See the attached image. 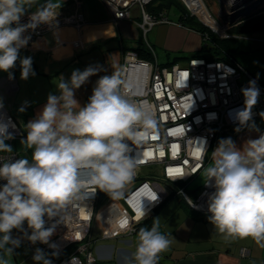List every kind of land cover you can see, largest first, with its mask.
I'll return each mask as SVG.
<instances>
[{"label":"clouds","instance_id":"obj_1","mask_svg":"<svg viewBox=\"0 0 264 264\" xmlns=\"http://www.w3.org/2000/svg\"><path fill=\"white\" fill-rule=\"evenodd\" d=\"M33 5L36 10L29 23L21 24V17ZM61 6V0H45L43 4L37 0H0V71L9 72L20 59L21 79L35 75L32 58H19L20 49L31 39L23 33L55 22ZM98 71L99 67L89 66L83 71L74 70L70 80L58 79L59 95L49 94L37 117L25 125L27 136L21 144L31 150V159L0 157V180L5 181L0 185V264H10L9 257L21 244L20 238L12 237L13 229L23 232L33 244H49L56 224L45 227L46 215L51 219L69 205L76 207L88 195L89 185L118 200L133 182L142 161L130 155L128 141L133 145L144 141L157 121L151 110L122 92L123 81L118 73L101 76L87 104L80 106L75 90ZM242 93L243 109L231 114L239 125L236 131L248 127L258 132L252 119L260 94L255 80L249 81ZM260 115L264 117V112ZM8 129V123L0 122V153L13 151L5 143L14 138ZM212 156V164L204 171L206 184L215 188L209 196V222L225 239L251 238L264 248V134L249 139L242 149L230 137L221 139ZM186 199L191 205V199ZM155 200L157 195L152 197ZM138 211L139 220L146 213ZM65 218L61 216L62 221ZM25 221L32 230L30 235L23 229ZM120 227L132 230L128 220ZM170 245L171 240L160 231V219L155 218L151 228L139 229L136 249L122 257L123 264H158L159 254ZM33 260L51 264L40 248ZM75 260L72 257L69 264Z\"/></svg>","mask_w":264,"mask_h":264},{"label":"built area","instance_id":"obj_2","mask_svg":"<svg viewBox=\"0 0 264 264\" xmlns=\"http://www.w3.org/2000/svg\"><path fill=\"white\" fill-rule=\"evenodd\" d=\"M110 10L114 21L131 18V8H139L140 21L137 23L142 30L143 39L146 32L156 24L173 23L165 11L150 12L148 6L154 0H101ZM259 0H214L218 6V17L213 9L208 7L205 0H180L190 16L195 17L214 36L226 40L239 38L231 34V27L239 24V15L245 9L256 8ZM233 3V4H232ZM258 4V5H257ZM36 9L27 11L20 19L21 24L29 23V17ZM212 23H208V21ZM239 20V21H238ZM81 0H70L62 4L58 10L55 22L41 24L36 29H29L24 36H30L27 46L34 43L56 28L72 26L78 28L83 24ZM215 24V26H214ZM16 25L14 24L13 27ZM202 36V35H201ZM203 40L207 35L202 36ZM207 42V41H206ZM152 60L140 59L136 52L127 51L121 71L122 92L132 101L151 110L157 121L155 129L150 130L148 137L133 145L132 155L139 158L140 163L136 176L129 184L122 198L127 220L131 231L119 228L122 235L135 232L136 226L154 208L158 207L171 195L190 198L185 187L195 178L211 158L212 151L218 146L222 137H230L239 126L232 117L235 110L243 109V88L249 86V81L255 80L259 89L257 104L252 109V119L264 112V83L247 71L235 58L206 60L205 58H191L184 65H161L158 63L153 48L147 45ZM0 107V122L9 124V132L13 139H23L24 133L16 119L11 115L5 104ZM0 157L21 159L16 151L0 153ZM2 162V161H0ZM143 168H157L156 175L143 174ZM183 176V177H181ZM207 182V181H206ZM5 181L0 180V185ZM177 184V189L173 185ZM88 195L76 207L69 205L63 212L49 219H45V227L56 224L55 231L49 239V244L39 241L35 244L25 238L30 251L40 248L50 258L52 253L60 254L74 246L72 253L58 264H69L72 257H76L74 264H93L95 256L90 238V228L97 206L98 189L94 185L87 186ZM157 195V200L152 197ZM209 193L207 184L199 191L197 197L189 205L201 214L208 212ZM189 204V202H187ZM146 215L138 220L139 211ZM66 215L62 221L61 216ZM23 229L31 234L27 222ZM20 231V230H19ZM21 232V231H20ZM23 234V232H21ZM246 250L240 249L244 254Z\"/></svg>","mask_w":264,"mask_h":264},{"label":"crops","instance_id":"obj_3","mask_svg":"<svg viewBox=\"0 0 264 264\" xmlns=\"http://www.w3.org/2000/svg\"><path fill=\"white\" fill-rule=\"evenodd\" d=\"M69 1L61 0L62 4ZM44 2L45 0H37L38 4ZM32 9H36V5L31 6L28 11ZM162 11L168 14L173 23L154 25L143 39L142 30L137 24L140 21L137 6L131 8L130 19L114 21L110 10L101 0H81L84 18L81 26L56 28L31 48H21L19 58H32L35 75H30L26 80L21 79L20 59L9 70L12 79H9V72L0 71V98L24 133L23 139H16L11 143L12 149L21 158L31 159V150L21 144V140L27 136L25 125L37 117L47 103L49 94L59 95L56 85L60 77L67 81L74 70L83 71L89 66L100 68L96 75L89 77L85 84L75 90V98L80 106H84L101 76L118 73L121 78L127 51L138 53L135 49H148L147 45H150L156 59H162V63L158 62L161 65L171 63L177 56L199 54L204 46L200 32L178 23L180 12L176 8ZM247 11L250 12V9H245L240 16L247 14ZM261 14L262 12L257 15ZM140 53L143 54L142 51ZM186 62L183 59L177 61V64L184 65ZM21 108L24 111H20ZM260 117L261 115L258 118ZM259 122L261 125L258 132L247 127L236 132L233 137L230 136L237 148L242 149L249 139H257L264 134V120ZM226 138L229 137L221 139ZM5 143L8 144L6 141ZM211 162L212 154L204 169ZM100 195L90 228L95 256L93 264H123L122 257L130 256L136 249L139 229L151 228L155 218L160 219L161 233L171 240L169 249L159 254L158 264H264V248L251 238L225 239L209 222V215L195 211L181 196H169L136 226L135 232L122 235L119 228L128 215L122 200H112L106 193ZM11 235L13 238H20L21 244L14 249L12 257H9L10 264H37L33 260L36 250L28 249L24 234L13 229ZM241 248L246 250L244 254L240 253ZM47 258L51 260V264L60 262L59 257L55 260Z\"/></svg>","mask_w":264,"mask_h":264},{"label":"rangeland","instance_id":"obj_4","mask_svg":"<svg viewBox=\"0 0 264 264\" xmlns=\"http://www.w3.org/2000/svg\"><path fill=\"white\" fill-rule=\"evenodd\" d=\"M162 0L154 1V5ZM208 4V7L213 9L214 15L218 17V6L214 3V0H205ZM259 6L256 8H249L250 12L247 11L244 16H240V25L243 24V21L256 17L250 24L252 23L256 29H247L245 31H241L239 38L232 41H227L223 43L225 48H228L234 58L243 65V67L252 73L258 80L264 81V0L258 1ZM258 5V4H257ZM245 12V10H244ZM244 12H241L242 15ZM249 12V13H248ZM261 15H257L261 13ZM257 15V16H256ZM261 16V17H259ZM239 24H236L238 26ZM235 27V26H234ZM233 26L231 28H234ZM230 30V29H229ZM232 30V29H231ZM158 62L162 63V59L160 57L157 58ZM264 119L262 117L253 120L256 126L259 128L261 122ZM212 162L208 165L210 166ZM207 166V167H208ZM206 167V168H207ZM205 168V169H206ZM204 170H202L197 177L193 178L189 183V188L200 187L203 188L205 182L207 181V177L204 174ZM142 172L150 175H156L157 169L155 168H143ZM179 185L174 184L173 188L177 189ZM105 192L102 191V194ZM107 194V193H106ZM177 195H172L171 198H176Z\"/></svg>","mask_w":264,"mask_h":264},{"label":"trees","instance_id":"obj_5","mask_svg":"<svg viewBox=\"0 0 264 264\" xmlns=\"http://www.w3.org/2000/svg\"><path fill=\"white\" fill-rule=\"evenodd\" d=\"M156 1V0H154ZM154 1L148 6V10L152 13V12H160L164 9H170L172 7L176 8L180 13L178 16V23H180L181 25H184L190 29L196 30L198 32H200V34L203 35H207V39L203 40V48L201 50V52L199 54H193V55H189V56H177L174 58V60L171 63H167V65H173L176 64L177 61L180 60H189L191 58H205L206 60H213L216 58L219 59H224L228 56L233 57L234 56L231 54L230 50L228 48H225L223 46L224 42L227 41H232V40H236V38H230V39H226V40H222L219 39L217 36H214L213 33H211L203 24H201L195 17L190 16L186 10V8L183 6V4L180 2V0H162L160 2H158L157 4H153ZM262 17H264V15H261ZM259 16V17H261ZM254 19H256V17H253L251 19L245 20L243 22V24H239L238 26H235L234 28L230 29V33L231 34H236V35H240V32L243 30H247V29H256L257 27H254V25L250 22H252ZM207 41V42H206ZM135 51H137V55L139 58L141 59H151V53L149 52L148 49H135ZM140 51L143 52V54L140 53ZM243 128H247V127H243ZM241 128V129H243ZM237 131L234 130L231 137L234 136V134ZM200 187H196V188H189L188 185H186L185 187V191L187 193V195L194 200L197 195H198V191L200 190ZM102 191L98 189V199H97V203L99 202V199L101 197ZM74 246H70L68 249H66L64 252L60 253V254H55L53 255V253L50 255V258L55 260L56 257L60 258V261L67 258L73 251Z\"/></svg>","mask_w":264,"mask_h":264},{"label":"bare ground","instance_id":"obj_6","mask_svg":"<svg viewBox=\"0 0 264 264\" xmlns=\"http://www.w3.org/2000/svg\"><path fill=\"white\" fill-rule=\"evenodd\" d=\"M208 23H212L213 24V22L211 20L208 21ZM214 26H215V24H214ZM207 189H208L209 195H211L215 191V188L210 186V185H207Z\"/></svg>","mask_w":264,"mask_h":264},{"label":"water","instance_id":"obj_7","mask_svg":"<svg viewBox=\"0 0 264 264\" xmlns=\"http://www.w3.org/2000/svg\"><path fill=\"white\" fill-rule=\"evenodd\" d=\"M231 1H236V0H230V2H231ZM232 4H233V3H232ZM226 139H227V138H226Z\"/></svg>","mask_w":264,"mask_h":264}]
</instances>
